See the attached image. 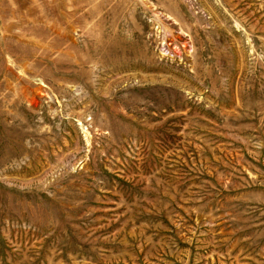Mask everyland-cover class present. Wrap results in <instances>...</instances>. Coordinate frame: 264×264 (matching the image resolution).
<instances>
[{
  "label": "rangeland",
  "instance_id": "obj_1",
  "mask_svg": "<svg viewBox=\"0 0 264 264\" xmlns=\"http://www.w3.org/2000/svg\"><path fill=\"white\" fill-rule=\"evenodd\" d=\"M0 264H264V0H0Z\"/></svg>",
  "mask_w": 264,
  "mask_h": 264
}]
</instances>
